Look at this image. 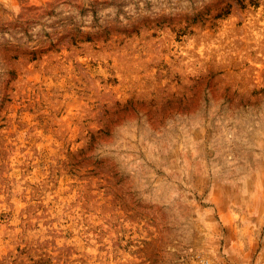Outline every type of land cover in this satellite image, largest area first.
<instances>
[{
    "label": "rangeland",
    "instance_id": "1",
    "mask_svg": "<svg viewBox=\"0 0 264 264\" xmlns=\"http://www.w3.org/2000/svg\"><path fill=\"white\" fill-rule=\"evenodd\" d=\"M249 1L0 0V264H264Z\"/></svg>",
    "mask_w": 264,
    "mask_h": 264
},
{
    "label": "trees",
    "instance_id": "2",
    "mask_svg": "<svg viewBox=\"0 0 264 264\" xmlns=\"http://www.w3.org/2000/svg\"><path fill=\"white\" fill-rule=\"evenodd\" d=\"M249 3H250V5H253L254 7L256 6V0H250L249 1ZM236 4L237 5H239L241 8H244L245 6H244V4H243V0H236ZM229 14V6L226 8L225 7V9H222V10H220L218 13H217V17H219V16H226V15H228ZM97 34V33H96ZM90 35L91 34H89V33H86V36L84 37V40H86V41H90L91 40V37H90ZM81 40V39H80ZM34 57V55L32 56V58Z\"/></svg>",
    "mask_w": 264,
    "mask_h": 264
}]
</instances>
